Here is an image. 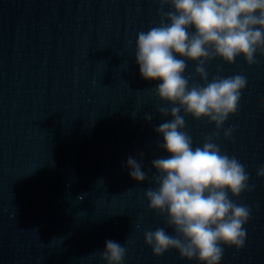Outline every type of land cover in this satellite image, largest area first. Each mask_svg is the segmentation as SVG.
<instances>
[{"label":"water","instance_id":"obj_1","mask_svg":"<svg viewBox=\"0 0 264 264\" xmlns=\"http://www.w3.org/2000/svg\"><path fill=\"white\" fill-rule=\"evenodd\" d=\"M159 21L157 0H0V264H106L107 240L127 249L124 264H200L174 249L157 257L144 238L158 227L175 235L145 195L157 187L152 160L168 155L154 128L172 117L158 108L172 105L156 95L158 82L141 77L135 53L137 34ZM256 59L207 65L209 80L248 81L223 126L235 128L232 139L221 131L214 140L255 185L239 198L229 193L251 219L245 247L224 246L221 264H264V178L256 174L264 165V56ZM186 63L185 75L203 84L196 62ZM185 120L194 148L216 132L207 119ZM139 152L143 183L126 167Z\"/></svg>","mask_w":264,"mask_h":264},{"label":"clouds","instance_id":"obj_2","mask_svg":"<svg viewBox=\"0 0 264 264\" xmlns=\"http://www.w3.org/2000/svg\"><path fill=\"white\" fill-rule=\"evenodd\" d=\"M157 2L160 21L137 34L135 59L141 77L158 82L156 95L172 105L159 107L158 112L172 119L154 128L162 137L156 147L168 155L152 160L158 175L150 182L157 187L148 188L145 195L149 208L165 217L175 235L158 227L145 231L144 238L157 257L174 249L182 259L221 264L224 246L237 251L245 247L244 225L251 219V209L235 203L229 193L239 198L255 191V185L250 186L245 166L222 152L214 140L221 131L225 139H232L235 128L223 126L238 112L248 81L240 74L217 75L209 80L207 65L218 57L234 64L239 56L249 66L258 63L257 54L264 56V0ZM189 60L196 62L195 73L203 84L185 75ZM189 115L216 126L214 135L205 137L202 146L194 148L193 138L185 130V116ZM143 118L151 123L153 115L145 113ZM138 156H129L126 167L134 180L143 183L149 174L143 170L144 153ZM256 174L264 178V165ZM79 199L82 201L83 196ZM126 255L127 249L114 240H107L100 254L106 264H124Z\"/></svg>","mask_w":264,"mask_h":264}]
</instances>
